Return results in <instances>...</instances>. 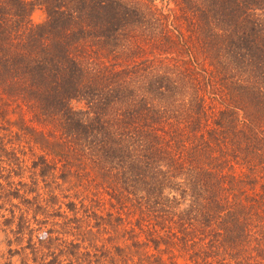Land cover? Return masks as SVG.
Listing matches in <instances>:
<instances>
[{
	"label": "trees",
	"instance_id": "trees-1",
	"mask_svg": "<svg viewBox=\"0 0 264 264\" xmlns=\"http://www.w3.org/2000/svg\"><path fill=\"white\" fill-rule=\"evenodd\" d=\"M4 204L0 264H264V0H0Z\"/></svg>",
	"mask_w": 264,
	"mask_h": 264
},
{
	"label": "rangeland",
	"instance_id": "rangeland-1",
	"mask_svg": "<svg viewBox=\"0 0 264 264\" xmlns=\"http://www.w3.org/2000/svg\"><path fill=\"white\" fill-rule=\"evenodd\" d=\"M3 145L6 148V150L10 149L11 147L14 148L16 155H19V156L27 157L28 156V154H27L28 147H31L33 149V151L38 152V148L34 144L27 142L25 138L20 139V140H15L14 142L4 141ZM22 151H24L23 154H22ZM92 177H93L92 174H90L91 183L90 182L87 183V179L84 182H86L88 186H89V184H91V187H92L94 192L99 191L100 193H102L101 189L98 188L99 185L95 182L94 177L93 178ZM75 181H77V183H79L77 179L74 180V183H75ZM7 206H8L7 204L0 206V213H7V210H6ZM0 219H1V215H0ZM43 229L44 228H39V230L37 231V233L40 236L43 235V233H42ZM125 230H126V228H125Z\"/></svg>",
	"mask_w": 264,
	"mask_h": 264
},
{
	"label": "crops",
	"instance_id": "crops-1",
	"mask_svg": "<svg viewBox=\"0 0 264 264\" xmlns=\"http://www.w3.org/2000/svg\"><path fill=\"white\" fill-rule=\"evenodd\" d=\"M5 249V243L2 241V236H1V233H0V262L4 259L6 253L4 251Z\"/></svg>",
	"mask_w": 264,
	"mask_h": 264
}]
</instances>
